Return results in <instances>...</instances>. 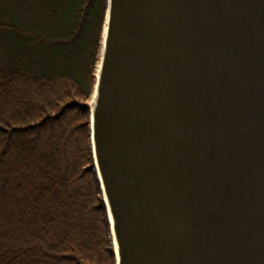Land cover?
I'll return each instance as SVG.
<instances>
[{"label": "water", "instance_id": "1", "mask_svg": "<svg viewBox=\"0 0 264 264\" xmlns=\"http://www.w3.org/2000/svg\"><path fill=\"white\" fill-rule=\"evenodd\" d=\"M89 103L115 264H264V0H107Z\"/></svg>", "mask_w": 264, "mask_h": 264}, {"label": "trees", "instance_id": "2", "mask_svg": "<svg viewBox=\"0 0 264 264\" xmlns=\"http://www.w3.org/2000/svg\"><path fill=\"white\" fill-rule=\"evenodd\" d=\"M107 0H0V264H115L89 100Z\"/></svg>", "mask_w": 264, "mask_h": 264}, {"label": "bare ground", "instance_id": "3", "mask_svg": "<svg viewBox=\"0 0 264 264\" xmlns=\"http://www.w3.org/2000/svg\"><path fill=\"white\" fill-rule=\"evenodd\" d=\"M105 27H106V26H105V22H104L103 34H102V43H103V36H104ZM101 48H102V47H101ZM100 53H101V52H100ZM99 65H100V59H99L98 64H97V70H96V73H97V71H98V69H99ZM103 197H104V195H103ZM112 245H113V249L115 250V249H116V242H115L113 236H112ZM115 263H116V259H115Z\"/></svg>", "mask_w": 264, "mask_h": 264}, {"label": "rangeland", "instance_id": "4", "mask_svg": "<svg viewBox=\"0 0 264 264\" xmlns=\"http://www.w3.org/2000/svg\"><path fill=\"white\" fill-rule=\"evenodd\" d=\"M89 103H91V99L89 100ZM102 192V191H101ZM103 198V195H102ZM111 232V231H110ZM111 243H112V236H111ZM113 246V245H112Z\"/></svg>", "mask_w": 264, "mask_h": 264}]
</instances>
